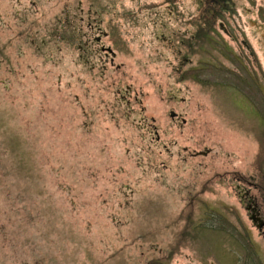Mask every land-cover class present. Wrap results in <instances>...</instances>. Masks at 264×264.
Masks as SVG:
<instances>
[{
  "label": "rangeland",
  "instance_id": "obj_1",
  "mask_svg": "<svg viewBox=\"0 0 264 264\" xmlns=\"http://www.w3.org/2000/svg\"><path fill=\"white\" fill-rule=\"evenodd\" d=\"M241 2L258 119L231 105L218 71L177 84L158 43L139 39L115 60L138 96L125 109L60 39L62 0H0V264H253L252 243L264 256L223 178L264 177V7Z\"/></svg>",
  "mask_w": 264,
  "mask_h": 264
},
{
  "label": "flooded vegetation",
  "instance_id": "obj_2",
  "mask_svg": "<svg viewBox=\"0 0 264 264\" xmlns=\"http://www.w3.org/2000/svg\"><path fill=\"white\" fill-rule=\"evenodd\" d=\"M241 4V0H62L59 37L75 41L80 71L87 68L92 78L111 80V93L120 104L126 105L125 109L131 104L130 96L136 100L138 96L129 85L123 86L119 79H114L121 67L115 60L121 53H130V45L139 39L137 44L142 47L158 43L153 54L157 61H164L170 67L169 76H174L177 84L194 82L196 72H202L198 77L204 83L210 82L213 79L210 72L218 71L220 88L231 105L241 110L245 105L249 114L258 119V56L241 26L244 22L239 12ZM26 13L29 14V9L23 10ZM153 40L158 42L154 44ZM203 55L210 60L194 58ZM166 97L172 101L178 95L171 91ZM169 114L173 120L181 119L186 124L179 113L171 110ZM129 115L127 112L122 117L126 119ZM257 171L259 168L255 167L249 177L234 171L223 178L234 183L233 193L239 205L258 234L264 235V177L258 183ZM252 245L255 255L251 262L264 264V256L257 245Z\"/></svg>",
  "mask_w": 264,
  "mask_h": 264
}]
</instances>
